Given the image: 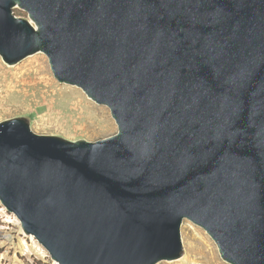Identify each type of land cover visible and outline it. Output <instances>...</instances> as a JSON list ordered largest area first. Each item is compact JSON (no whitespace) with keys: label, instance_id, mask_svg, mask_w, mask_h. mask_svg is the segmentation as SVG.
<instances>
[{"label":"water","instance_id":"1","mask_svg":"<svg viewBox=\"0 0 264 264\" xmlns=\"http://www.w3.org/2000/svg\"><path fill=\"white\" fill-rule=\"evenodd\" d=\"M38 52L118 125L0 122V201L53 260H177L188 219L226 262L264 264V0H0V56Z\"/></svg>","mask_w":264,"mask_h":264},{"label":"rangeland","instance_id":"2","mask_svg":"<svg viewBox=\"0 0 264 264\" xmlns=\"http://www.w3.org/2000/svg\"><path fill=\"white\" fill-rule=\"evenodd\" d=\"M15 14L28 18L21 8H15ZM16 117H26L39 134L70 140L96 141L118 132L109 107L96 103L82 88L59 82L43 52L15 65L0 56V122ZM0 231V264H58L33 235L24 232L18 217L1 201ZM181 234L183 256L157 264H230L202 227L185 219Z\"/></svg>","mask_w":264,"mask_h":264},{"label":"trees","instance_id":"3","mask_svg":"<svg viewBox=\"0 0 264 264\" xmlns=\"http://www.w3.org/2000/svg\"><path fill=\"white\" fill-rule=\"evenodd\" d=\"M1 236H2V234H1V231H0V239H1Z\"/></svg>","mask_w":264,"mask_h":264},{"label":"bare ground","instance_id":"4","mask_svg":"<svg viewBox=\"0 0 264 264\" xmlns=\"http://www.w3.org/2000/svg\"><path fill=\"white\" fill-rule=\"evenodd\" d=\"M34 59V58H33ZM37 59V58H36ZM28 65V64H27ZM30 65V64H29ZM15 81V80H14Z\"/></svg>","mask_w":264,"mask_h":264}]
</instances>
